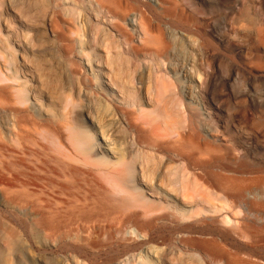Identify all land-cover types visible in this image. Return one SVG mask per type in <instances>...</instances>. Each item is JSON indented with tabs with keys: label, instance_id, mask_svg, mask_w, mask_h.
Segmentation results:
<instances>
[{
	"label": "rangeland",
	"instance_id": "1",
	"mask_svg": "<svg viewBox=\"0 0 264 264\" xmlns=\"http://www.w3.org/2000/svg\"><path fill=\"white\" fill-rule=\"evenodd\" d=\"M99 1L0 0V264H220L181 231L192 117L241 188L200 227L264 264V0Z\"/></svg>",
	"mask_w": 264,
	"mask_h": 264
},
{
	"label": "bare ground",
	"instance_id": "2",
	"mask_svg": "<svg viewBox=\"0 0 264 264\" xmlns=\"http://www.w3.org/2000/svg\"><path fill=\"white\" fill-rule=\"evenodd\" d=\"M108 1H109V3H110V1L116 3V0H108ZM101 2L103 3V1H101ZM105 2L107 3V0H105ZM118 4H119V2H118ZM115 6H117V4H115ZM119 6H121V5H119ZM117 9H119V8H117ZM121 9H122V7H121ZM125 11H126V9H125ZM120 12L122 13V11H120ZM120 12L118 11V13H120ZM167 12H169V11H167ZM118 13H116V14H118ZM142 24H143L142 27H143L144 31L147 34H149V31H148L147 26H146L144 21ZM5 78H8V77H5ZM211 113H213V112H211ZM220 119H222V118H220ZM212 120L211 119H208V120L202 119L201 121L196 122L193 120V117H192V120H190V122L188 123L189 135H185L183 133V131L181 130L182 122L180 120L174 118L169 123V125L172 128V134L174 132V135L176 136V139H177L176 143L184 145V149H183L182 153L187 157V162L185 164H183V166H182L183 178L181 181V193H182L183 199L190 202L193 205V209L198 210V212L196 213L197 216H190V220H191L190 223L184 224L181 227V231L184 233L183 241L193 251H195L194 252L195 256L199 255L200 253H203L204 255H206L205 258H207L208 260L218 262L220 264H260L258 262L260 259H255V258H253L252 253H248L250 250H252L250 247L244 246L242 249V250H245L247 252L245 255L246 258H244V256H241V254L239 255L236 253L235 254L230 253L229 251H227L223 248L224 246L222 247V245L218 243L217 239L215 238V236H213L212 233H209V232L207 233L206 232L207 230L205 231V229L203 227H200V225H202L204 222H206V219L202 218L201 213H200V211L203 208L204 209L208 208L211 211L212 210H219V207H218V205H216V202H221V203L225 204L224 207H226L228 205L232 206L233 201L231 200V198H233V197L234 198H240V196H241V194H239V192H241V188L237 184V181H239V180L233 179L234 180L233 182H231V181L227 182L225 180H228V179L223 177L219 173L200 170L202 167H201V163H198L199 158L195 160L196 151H200L199 153L203 154V148L208 149L210 147L216 152H218V151L229 152V150L234 149V146H229V145L226 146L224 149L223 148L220 149L218 146L215 149L212 147V144H210L209 142L206 141V139L204 140L205 131L208 132V134L211 136H216L215 135L216 133H221L218 130L217 122L215 121V119H214V121H212ZM254 121L256 122V120H254ZM257 124H259L258 121H257ZM206 125H208L209 127L205 128ZM220 128H222V127H220ZM195 136H198V140L195 139ZM77 137H78V138H76L77 141H81V137H84L83 132H79L77 134ZM228 138L229 137H227V140H228ZM222 140H225L224 137H222ZM106 145H107V143H106ZM98 149L102 153L110 150L105 145H100L98 147ZM123 163L125 165H127V162L123 161ZM243 166L246 167V165H243ZM126 173H127V171H126ZM180 174H181V172H180ZM124 175H122L123 177H121V182L124 184H127L129 180ZM235 201L238 205L239 201H237L236 199H235ZM250 204L253 205L254 202H250ZM242 207L243 206L241 205V209H242ZM222 209H223V207H222ZM248 215H250V214L248 213ZM129 219H131V218H129ZM233 223H231V224H233ZM241 223L242 222H240V224ZM238 224H239V222L237 223V225ZM247 225H249V224H247ZM141 230H142V227H136L133 229V231L139 235H142ZM216 234L219 235V232ZM220 236H221L222 241L225 242L226 240H228L226 238L227 235L224 232H221ZM135 248H137V246ZM146 252L150 253L151 250H146Z\"/></svg>",
	"mask_w": 264,
	"mask_h": 264
},
{
	"label": "built area",
	"instance_id": "3",
	"mask_svg": "<svg viewBox=\"0 0 264 264\" xmlns=\"http://www.w3.org/2000/svg\"><path fill=\"white\" fill-rule=\"evenodd\" d=\"M246 93V92H245Z\"/></svg>",
	"mask_w": 264,
	"mask_h": 264
}]
</instances>
